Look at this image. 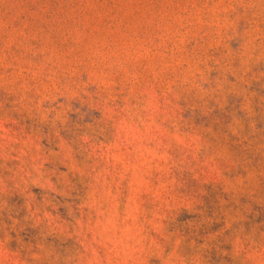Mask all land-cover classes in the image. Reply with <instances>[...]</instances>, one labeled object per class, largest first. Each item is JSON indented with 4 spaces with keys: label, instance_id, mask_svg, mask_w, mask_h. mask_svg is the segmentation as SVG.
Segmentation results:
<instances>
[{
    "label": "rangeland",
    "instance_id": "1",
    "mask_svg": "<svg viewBox=\"0 0 264 264\" xmlns=\"http://www.w3.org/2000/svg\"><path fill=\"white\" fill-rule=\"evenodd\" d=\"M0 264H264V0H0Z\"/></svg>",
    "mask_w": 264,
    "mask_h": 264
}]
</instances>
